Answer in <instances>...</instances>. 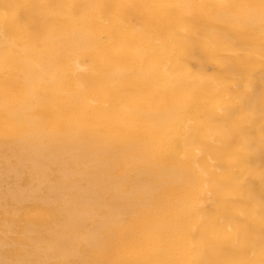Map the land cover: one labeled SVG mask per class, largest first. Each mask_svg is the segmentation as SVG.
Returning a JSON list of instances; mask_svg holds the SVG:
<instances>
[{"label": "bare ground", "instance_id": "obj_1", "mask_svg": "<svg viewBox=\"0 0 264 264\" xmlns=\"http://www.w3.org/2000/svg\"><path fill=\"white\" fill-rule=\"evenodd\" d=\"M0 264H264V0H0Z\"/></svg>", "mask_w": 264, "mask_h": 264}]
</instances>
